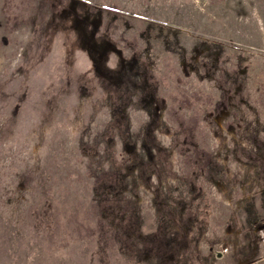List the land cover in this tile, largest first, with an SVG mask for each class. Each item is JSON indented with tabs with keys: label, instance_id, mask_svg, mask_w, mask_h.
<instances>
[{
	"label": "rangeland",
	"instance_id": "obj_1",
	"mask_svg": "<svg viewBox=\"0 0 264 264\" xmlns=\"http://www.w3.org/2000/svg\"><path fill=\"white\" fill-rule=\"evenodd\" d=\"M260 227L264 0H0V264H264Z\"/></svg>",
	"mask_w": 264,
	"mask_h": 264
},
{
	"label": "built area",
	"instance_id": "obj_2",
	"mask_svg": "<svg viewBox=\"0 0 264 264\" xmlns=\"http://www.w3.org/2000/svg\"><path fill=\"white\" fill-rule=\"evenodd\" d=\"M258 235L260 237V239L262 240V242L264 243V227H260L258 230Z\"/></svg>",
	"mask_w": 264,
	"mask_h": 264
},
{
	"label": "trees",
	"instance_id": "obj_3",
	"mask_svg": "<svg viewBox=\"0 0 264 264\" xmlns=\"http://www.w3.org/2000/svg\"><path fill=\"white\" fill-rule=\"evenodd\" d=\"M117 186V185H116ZM112 195V194H111ZM112 198H113V196H112ZM104 213V212H103Z\"/></svg>",
	"mask_w": 264,
	"mask_h": 264
}]
</instances>
